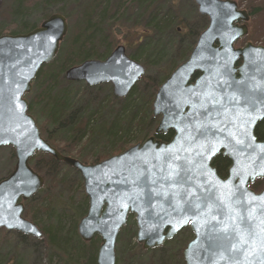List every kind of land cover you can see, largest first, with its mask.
I'll list each match as a JSON object with an SVG mask.
<instances>
[{"label":"water","instance_id":"95a60500","mask_svg":"<svg viewBox=\"0 0 264 264\" xmlns=\"http://www.w3.org/2000/svg\"><path fill=\"white\" fill-rule=\"evenodd\" d=\"M193 1L209 23L188 59L155 94L153 116L160 120L154 134L94 164L61 153L28 113L25 96L40 69L57 57L69 30L66 16L53 13L27 33L0 35V149L11 146L16 156L15 168L0 180V229L43 239L44 232L24 216L25 202L45 185L30 163L41 152L81 174L89 202L77 228L85 242L100 237L98 264H116L117 239L129 215L136 216L137 241L144 249L159 248L190 228L185 264H264V200L252 195L264 196V188L257 192L251 187L264 180V139L255 133L264 120V45L248 41L236 46L249 34L251 19L236 0ZM145 73V66L120 44L106 59L86 60L65 77L89 86L110 83L114 95L125 98ZM253 101L259 107L244 136L238 125ZM168 132H173L169 141L158 137ZM220 154L231 160L225 177L213 166ZM242 171L251 174H236ZM241 180L249 193L243 199L252 201L251 221L241 222L244 209L229 199L238 194ZM233 227L258 234L261 239L247 249L250 253L254 247V254L245 257L233 249L242 243Z\"/></svg>","mask_w":264,"mask_h":264},{"label":"trees","instance_id":"16d2710c","mask_svg":"<svg viewBox=\"0 0 264 264\" xmlns=\"http://www.w3.org/2000/svg\"><path fill=\"white\" fill-rule=\"evenodd\" d=\"M236 1L251 16L248 37L254 43L264 45V0ZM68 7L72 8V12L67 10ZM179 8L177 0H18L16 10L20 13L25 10L29 15L30 11L40 9L42 21L53 13H61L72 21L70 36L64 40L56 59L40 69L34 81L35 89L30 94L32 98L28 113L42 122V136L61 153L69 156L76 153V158L83 163H98L125 151L133 144V139L137 144L151 136L159 119L146 120L150 105L145 108V99L150 104L160 85L178 65L188 59L199 35L209 23L208 18L204 17L206 22L198 29L193 24L195 21ZM38 22L32 23L23 17L10 28L0 29V35L27 33L41 24ZM120 44L129 50L131 58L149 70L159 72L161 80H151L153 89L149 98L138 91L140 83H137L122 100L120 108L112 111L116 101L112 95L110 98L113 100L109 101L105 97L99 100L92 94H85L89 96L85 100L82 96L79 98V91L61 86V76L68 69L89 59L104 60L114 50L113 47ZM87 88L95 89L92 86ZM136 98H140L144 104H136ZM131 104H136L137 108L134 106L132 116L128 118L126 111ZM255 133L258 139H264V120L259 122ZM172 136L173 132H169L158 137L169 141ZM34 161L37 167L32 166L38 172L47 169L50 173L44 175L47 185L43 191L49 188L53 193L58 190L67 193L69 180L59 169L65 163L40 153L34 156L31 163ZM213 166L219 175L225 177L231 160L220 154L213 160ZM49 191L43 194H46V198L38 207L37 215L34 214L36 220L40 214L43 219V224L39 219L36 224L44 232L43 242L48 247L47 264H98L100 240L95 238L86 243L77 233V221L87 213L86 195L80 192L83 199L79 204L74 202V193L70 198L66 195L63 204L57 203L63 209L58 213L57 207H53V199L47 195ZM35 199L32 201L36 202ZM28 214L26 210L24 216ZM71 215L75 216L72 220ZM6 233L3 230L4 236ZM121 242L122 246H126V238ZM0 264L22 263L16 255L14 258L3 256Z\"/></svg>","mask_w":264,"mask_h":264},{"label":"rangeland","instance_id":"374dc122","mask_svg":"<svg viewBox=\"0 0 264 264\" xmlns=\"http://www.w3.org/2000/svg\"><path fill=\"white\" fill-rule=\"evenodd\" d=\"M17 3H18V0H0V29L10 28L14 23H17V21L23 17L28 18L29 21L32 23L38 22L41 20L42 14L40 12V9H34V10L30 11L29 15L25 10H21V13H20L16 10ZM177 4L180 6L179 9H181V10L183 9V13L185 15L186 14L188 15L187 17H189V19L195 21V22H193V24L196 26V28L201 29L204 26V23L206 22L204 17H206V16H203L199 13L198 7L193 0H177ZM242 8L245 9L244 6ZM67 10L69 12H72V8H70V7H68ZM26 13H27V15H25ZM133 19H134V17H133ZM67 20H68V18H67ZM42 22L43 21L41 20L38 23L40 24ZM208 22H209V20H208ZM68 23H69V30H68V33L65 36L64 40L70 36V32H71L70 30L72 28L71 27L72 21L68 20ZM249 25H250V21L248 23V26ZM249 30H250V27H249ZM248 36H249V34L246 37H244L243 39L239 40L236 43V46L242 47L248 41L253 42V40L250 39ZM64 40L62 41L61 45L64 43ZM123 44H125V43H123ZM255 44H260V43L255 42ZM116 46H114L113 49H115ZM126 51H127V54L130 55V52L127 48H126ZM145 69H146V73H145L146 76H144L145 78H144L143 82H141V81L138 82V84L140 83L138 91L147 95L146 98H149V95L151 96V92L153 89L152 88V81L153 80H154V82H156L157 80L159 81L161 76H159V72H157L156 70H149L146 67H145ZM141 79H143V78H141ZM69 82H72V81H68L65 77V74H64V76H61V86H64L67 88H72L73 90L79 91V98H80V96H82V97H84L85 100L89 98V96L86 97L85 94H92L93 96L97 97L99 100L102 99L103 97H105L106 99H109V101L113 100L110 98L112 95L114 97V99H116V101L113 103V105H115V107H113L111 109L112 111L118 110V108H120V106L123 102L122 100L124 98H118L114 95L113 86L110 83H104V84L96 85V86L92 87L95 89L91 90V89L87 88L88 85L85 82H82V81L72 82V83H69ZM33 89H35L34 83H33ZM155 94L153 95V99L150 102V104H148L147 99H145L146 104H144V102L140 98H136V104H140V105L144 104L145 108L147 105H150V109L147 111L146 120H150V118H154V116H153V100H154ZM31 98H32L31 95L28 94L27 99L29 100V103H30ZM136 104L135 105L131 104V108L127 109V111H126L127 115L126 116L128 118L130 116H132L131 112H132V110L135 109L134 106L136 107ZM112 116H114V114ZM34 118L36 119L37 124L40 127L41 126L40 123H42V122L37 118V116H34ZM154 119L157 120V119H159V117L154 118ZM132 143L133 144H130L129 147L136 144V143H134V139H133ZM75 151L78 152L77 149H75ZM40 154H45V153H40ZM47 155H49V154H47ZM72 156L75 158L77 157L76 153H73ZM30 163H31V161H30ZM15 164H16V156H15L14 149L11 146H5V147L1 148L0 149V180L4 179L10 175V173L15 168ZM86 164H94V163L89 162ZM32 165H34L36 168L37 162L34 161L33 163H31V166ZM59 169H60L61 174L65 175V176L67 175V179L69 180V186H68L69 188H67V193L64 194V193L60 192L59 190L57 192L55 191L53 193L52 189H51V191H49V188L48 189L46 188L45 191H43L44 189H41L34 196L35 198L37 197L36 199L33 197L32 199L25 202V207H26L25 211L26 210L29 211V214L26 215L27 216L26 218L28 220L33 221L35 224L37 223L38 219L40 220V223L43 224V219H41V214L38 215L37 220L34 217L35 216L34 214L37 215V213L39 212L38 207L43 202V199L46 198L45 197L46 194L43 196V194L46 191H49V193H47V195L49 194V196H48L49 199H53V202H54L53 207L54 208L57 207L56 211L58 213H60L63 209L61 206L59 208L57 206V203L60 202V205L63 204L64 203L63 200H66V195H67V198H70L72 196V193H74L73 197H74V202L76 204H79L80 201H82V199H83L81 197L82 193L84 195H86V193L84 191L83 179L81 177V174L76 169L72 168L71 166H69L67 164L60 166ZM45 170L46 171L41 172L42 174L40 172H38L37 170L36 171L39 174H41L45 179L44 175L49 173V170H47V169H45ZM255 184H257V185L253 184L252 188L257 192H260L264 188V180H262V179L257 180L255 182ZM46 185L47 184L45 182V187H46ZM80 192H81V195H79ZM62 195H64V196H62ZM86 197H87V209H88L89 198L87 195H86ZM34 199L36 200V202L32 201ZM30 201H32L31 206H29ZM32 209H33V213L31 212ZM74 217H75L74 215H71V220L74 219ZM80 219H78V221H77V226H78ZM52 223H54V222L52 221ZM38 227L42 230L41 226H38ZM3 230H5L7 232L6 236L3 235ZM137 230H138V228H137L136 216L130 215L127 225L121 230V232L118 236V239H117V243H116L117 262H116V264H185V260L183 257V250L186 247V245L188 244V242L193 238V232L191 231L190 228H185L178 235H176L172 240L165 242L163 246H161L159 248H155V249H144L143 245L138 243V241H137ZM77 233H78V228H77ZM78 235H79V233H78ZM44 238L45 237H43V239H37V238H34L32 236H23L22 234H20L18 232L7 231L6 229L1 228L0 229V260L3 261V256H5L6 258H9V257L14 258L17 255L21 259L22 264H47V262H48V257H47L48 247L46 246L47 244H44V242H43ZM95 238H98L100 240V237L98 235H96L93 238V240ZM125 238H126L127 244H126V246H122L123 242H121V241H122V239H125ZM92 241H90V242H92ZM100 244H101V241L98 244L97 255H98V250H99ZM14 254H15V256H14ZM55 264H59V263L56 262Z\"/></svg>","mask_w":264,"mask_h":264},{"label":"snow or ice","instance_id":"6c2138e0","mask_svg":"<svg viewBox=\"0 0 264 264\" xmlns=\"http://www.w3.org/2000/svg\"><path fill=\"white\" fill-rule=\"evenodd\" d=\"M233 100H235L236 98L233 97L232 98ZM258 107L259 105L256 103V102H250V109L247 110L244 114V116L241 118L242 119V122L238 125V127L240 128L241 130V134L244 135V136H247V129L245 127L246 124H250L252 122L253 119H255V117L252 115V113L256 112L258 110ZM207 134V130H205L204 132L201 133V135H206ZM230 135H233L230 133ZM236 143L238 144H244L245 143V140L244 139H239V138H236ZM248 147H251V144L248 145ZM209 151L212 150L211 146L209 147L208 149ZM176 159H178V157H174ZM178 175V173H176ZM237 175H250L251 173H246V172H239V173H236ZM261 174H264V173H261ZM170 176L172 175V173L169 174ZM253 179L255 178V176L252 177ZM245 181L244 180H241L240 182V185L238 186V194H230L229 196V199L230 200H234L236 201V203L244 209V213H246V215H241L239 217L240 221L241 222H244V221H251L254 219L253 217V214L252 212H250L248 210V207H250L252 205V201H247V200H244L243 197L249 195L248 191L246 188L243 187ZM253 195V200H264V196H261V197H256L254 194ZM226 207V205L223 204V202H221V208H224ZM231 219L233 220V223L235 224V221L237 219V217L235 216H232ZM227 230V226H226V229ZM237 237L242 241L241 245H240V248H236V245H233V249L237 252H239L241 255H244L245 257L249 254H254L255 252V248L253 247L251 252L249 253L248 252V245L249 244H254L258 239H261L257 233H255L254 231H247L245 232L244 230L238 228V227H233L232 229Z\"/></svg>","mask_w":264,"mask_h":264},{"label":"flooded vegetation","instance_id":"af4514ba","mask_svg":"<svg viewBox=\"0 0 264 264\" xmlns=\"http://www.w3.org/2000/svg\"><path fill=\"white\" fill-rule=\"evenodd\" d=\"M93 87H94V86H93ZM159 120H160V118H159ZM168 133H169V132H168ZM168 133H167V134H168Z\"/></svg>","mask_w":264,"mask_h":264}]
</instances>
